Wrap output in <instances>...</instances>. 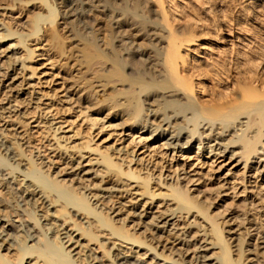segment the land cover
Segmentation results:
<instances>
[{"label": "bare ground", "instance_id": "1", "mask_svg": "<svg viewBox=\"0 0 264 264\" xmlns=\"http://www.w3.org/2000/svg\"><path fill=\"white\" fill-rule=\"evenodd\" d=\"M32 1L17 0L18 5L8 1L9 6L16 5V11H24L27 32L18 34L6 49L21 45L25 50L20 60L24 71V61L34 54L28 42L44 36L49 49L61 57L60 61L64 59L59 65L66 69L63 75L69 109L84 107L102 117L92 119L91 126L100 120L119 119L120 125L146 135L141 146L161 142L152 151L165 148L176 154L193 149L209 155L212 162L219 159L220 166L243 164L256 175L264 174V0H37L39 4H30ZM34 8L45 9V15L35 14ZM58 16L69 45L59 32ZM247 20L255 30L245 27ZM40 21L47 26L39 36ZM1 30L0 39L17 33L10 26ZM71 57L76 70L68 66ZM17 80L10 78V88ZM5 109L0 107V121L6 118ZM45 123L48 136L56 142L57 157L66 164L54 172L48 171L53 159L45 163L39 151L36 155L33 148L26 150L19 136L9 135L4 123L0 125V157L10 165L0 163V184L15 198L16 206H28L23 211L33 220L30 224L15 210L19 221L13 224L11 210L0 200V216L5 217L0 219V264H105L88 246L90 241L98 242L108 264H148L140 257L145 252L138 254L134 246L159 260L152 264H252L247 254L264 257V233L254 245L245 241L244 247L249 248L244 249L243 236L233 237L232 226L225 229L229 220L218 218L219 212L208 211L211 198H198L177 179L176 183L160 176L154 179L149 173L140 177L129 167L125 171L108 152L90 148L81 126L77 134L85 140L80 147L61 145L60 139L69 138L56 137L62 124L55 126L48 118ZM73 148L74 155L79 156L77 162L68 153ZM84 149L98 153L95 164L101 167L100 183L109 184L99 188L108 194L99 204L104 195L92 192L87 185L73 187L58 179L61 174L69 173L76 179L90 174L80 162ZM133 152L128 153L130 161L135 157ZM43 166L46 169L42 170ZM66 169L70 172L62 173ZM4 170L22 172L23 177L17 174L8 178ZM30 170H34L32 175H28ZM154 183L166 185V191L156 193ZM135 187L136 192H132ZM120 191L134 195L128 200L129 206L114 207L117 196L113 193ZM20 192H24L23 197ZM207 193L210 195L209 190ZM137 196L144 200L142 204L133 201ZM155 197L175 205L153 213ZM193 213L195 219L187 225L201 218L205 225L200 230L207 235L204 241L192 235L188 238L189 226L180 230L175 223ZM245 215L238 219L239 227L250 222ZM72 218V226L83 240L63 227ZM96 229L105 235L94 234ZM39 231L46 239L38 237ZM167 240L172 247L166 245ZM212 248L217 251L211 252ZM189 249L195 252L188 259L185 253ZM233 252L235 258L231 257Z\"/></svg>", "mask_w": 264, "mask_h": 264}, {"label": "rangeland", "instance_id": "2", "mask_svg": "<svg viewBox=\"0 0 264 264\" xmlns=\"http://www.w3.org/2000/svg\"><path fill=\"white\" fill-rule=\"evenodd\" d=\"M8 1L15 2L17 0H0V33L2 31L1 29L6 26H10L12 30L17 31L16 34L0 39V66L2 67L0 69V107L2 106L6 108L4 110L6 112L3 114L6 116V118L0 121V125L4 123V126H6L8 129L9 135L15 133V135L19 136L18 138L22 139L26 150L28 148H33V153H36V155L37 151H39L40 155L38 156H42L41 159H43L45 163L53 159L54 163L51 164L48 171H57L56 168L59 169L65 167L66 164L62 163V161L57 157L58 152L54 149L56 142L54 141V138H52V136H48L49 133L46 132L47 123L45 122L47 118L49 120L52 119L53 123L57 124L55 126L62 124V130L56 132V137H69L67 140L64 138L60 139L61 145L66 144V146H71L77 144L78 147H80L81 141H84L86 138L89 142L88 145L90 148H97L98 153L99 151H103L104 153L108 152L113 161L115 163L121 164V167L125 171H127V168L129 167L134 171H138L137 173H139L140 177H143L149 173L150 175L152 174L154 179H158V176H160L161 179L165 178V180H174V183H176L175 179H177V182L181 181L182 184L184 182L187 185L190 193L193 195L197 196L198 198L203 197L202 199H204L205 196L212 199V204L209 205L208 211H211V214L216 212L221 214L223 213V215L219 214L220 216L217 217H221L220 219L225 217V220H229V222L224 224V227L226 229L228 226H232L234 231L233 237L239 238L243 236L242 247H244L245 241H248L253 245L257 243L258 235L264 233V174L262 176L256 175L254 172L247 170L246 166L244 167L243 164H228L220 166L218 163L219 159L217 161L215 160V162H212V158H208L209 155L197 154L193 149L189 150L188 153L177 151L176 154L170 150L165 151V148H158L156 151H152L151 149L156 148L161 142L151 141V143H148V148L147 146H141V143L143 142L142 139L146 135L136 131L135 129L129 130L126 125H120L121 121L119 119H104L102 123L100 120L95 125L91 126L90 123L92 119H102V117L86 110L84 107L79 108L74 105L72 109H69V104H67L68 99L66 98L67 93L65 90V85L67 86V80L64 79L63 75L66 69L63 65H59V63L63 62L64 59L60 61L61 57L56 56L53 53V49H49L47 41L43 39L44 36H42V39H38L37 42H28V47L29 49L33 50L34 54L30 60L26 59L24 61V71L21 70L20 60L25 56V50L23 51L21 45L14 44L13 48L10 47L6 49L9 43H14V38L18 34L27 32L25 30V22L27 21V18L26 16H23L24 11L22 13H20V11H16V5L14 7L9 6ZM31 3L39 4L37 0L30 2V4ZM16 4L18 5L19 3L17 2ZM33 12L35 14L40 13L45 15V9L43 8H34ZM56 20L58 21L59 32L64 37L65 44L69 45V40L65 37L66 34H64V30H61V25H59L61 22V20H59V16L56 18ZM46 26V22L43 23L40 21V28L38 30L39 36L43 34V30L46 28ZM245 27L255 30V25L249 22V20L246 21ZM63 56H66V53ZM12 58H18V60L13 62ZM72 58L73 57H71V59L68 58V66H72ZM9 64L10 67L7 68ZM76 68L77 67L74 69L73 66L70 67L71 70H76ZM31 69H34L33 74H31ZM3 74H5L4 77ZM9 77L18 79L14 83L16 86L13 88H10L11 86ZM18 85H21V87ZM18 89L19 92L16 94ZM12 95H14L15 98ZM35 102L39 103V108H35ZM102 126H104V128ZM78 127H80L82 130V136L85 134V138H82L81 133L77 134L79 129ZM29 131L31 132L29 133ZM8 140L10 141L12 139L9 138ZM38 147H40V149ZM43 150L45 151L43 152ZM131 150L134 151L132 154H135V157L130 161L131 156L128 153ZM74 152L75 149L73 148L68 153H70L77 162L79 161V156H77L78 154L74 155ZM98 153L89 152L88 149H84L81 152V154L84 155L80 159L81 166L84 167V170H88L90 172V174L83 175V179L85 180L82 178L76 179L75 175H71L69 173L65 175L61 174L58 179H63V183L66 185L73 184V187H85L87 185L88 188H92V190L90 189L92 192H97L99 195H104V197L99 199V204L100 200L103 198L105 199L108 195L107 193L104 194L100 192L99 188L103 186H109V184L100 183L101 167L100 165L95 164V159L99 161L97 155ZM46 157H48V159ZM136 158L137 160L134 163V159ZM89 159L91 160L90 162L87 161ZM0 163L5 164L8 168L10 166L8 163L6 164V161L1 157ZM160 165L162 167H160ZM41 169L44 170L46 167L43 166ZM7 170L4 171L6 173V177L8 178H11L12 175L15 176L17 174H19L20 179L23 177L22 172L18 173L16 170H13L12 173H7ZM67 172H70V170H62V173ZM33 173L34 170H30L28 175H32ZM51 175L53 176L54 174ZM71 179H73L72 183H70ZM153 185V189L158 187L156 193L159 192V190L166 191V185L164 184L159 183L155 186L154 183ZM130 186L134 187V181L130 180ZM118 189L122 188L118 187ZM136 189L137 187H135L132 192H136ZM208 190L210 195L207 193ZM80 191L83 192L84 190L80 189ZM120 193L121 191L113 193L117 196V198H114V200L117 201L114 203V207H117L119 204H125L126 206H129L130 202H128V200L134 195H129L125 192L121 193V195ZM23 196L24 192H20V197ZM156 197L152 201L153 213L166 208V206L174 207L175 205L170 200H160V202L159 198ZM139 198L140 197L137 196L135 199H133V201H139L142 204L144 200ZM14 199L15 198L11 197L8 190L0 184L1 203L2 205L4 204V206L6 205L8 210H11V217L14 220L13 224L16 225L19 221L18 217H16V211L20 213L22 212V215L20 216L23 219L28 220V212L23 211L24 208L27 209L28 206L23 203H21L20 206H16L15 202L13 201ZM109 204L110 202L106 205L109 206ZM49 208L50 211L57 217V211L55 212V210L51 208V205ZM2 210L5 211V209ZM244 213H246V215ZM193 214L194 215L192 216H187L185 219H182V217L178 219L175 218V223H178V226H176L180 227V230L186 229V227L189 226V228H187L190 231L188 238L192 235V237L194 236L198 238L199 241H204L206 240L207 235L204 236L203 231L200 230L202 229L203 225H205V222L201 221V218L198 217L196 218V223L194 222L190 225H187L188 222L193 221L195 213ZM244 215L249 217L248 219L251 220L249 223H245L239 227L240 223L238 219H241L244 217ZM0 219L5 220V217L0 216ZM73 219L74 218L68 222H65L64 224L62 223L61 219H58V222L62 223L63 227H65V230L70 232L73 237L78 240H83L84 236H79V232L76 231L72 226ZM28 222L31 224L33 220L30 219ZM198 224L201 226V228L198 227ZM129 226L130 224H127V227ZM94 234L99 236L105 235L104 231H100L98 229L94 231ZM37 235L41 240L46 239L43 235V232L41 231H39ZM167 241L166 245L171 246V240H169L168 243ZM50 242L54 244L53 241L50 240ZM87 244L90 248L94 249L95 254L101 260V263H109L106 260L107 257L102 256L103 250L101 247H99L97 241H90ZM246 248L249 247L245 246L244 249ZM133 251H137L138 254H143L145 252V255H141L140 257L144 259L146 258V263L148 262V264H152L154 260L159 261L157 258H153L150 252L145 251L143 248H137L134 246ZM212 251L216 252L217 249L212 248L211 252ZM157 252H160V250H157ZM192 252H195L194 249L193 251L189 249L188 252L185 253L188 255V259ZM163 253H169V250H164ZM247 255V259L250 260V262L252 261V264H256L254 263L255 260L260 264H264V257L255 254ZM177 257L178 256H174V258ZM231 257L235 258V253H231ZM186 263L188 264L189 261Z\"/></svg>", "mask_w": 264, "mask_h": 264}]
</instances>
